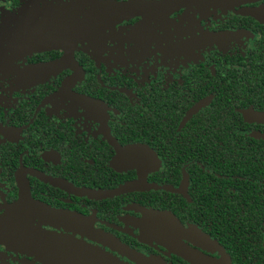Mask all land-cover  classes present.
<instances>
[{
    "label": "flooded vegetation",
    "instance_id": "flooded-vegetation-1",
    "mask_svg": "<svg viewBox=\"0 0 264 264\" xmlns=\"http://www.w3.org/2000/svg\"><path fill=\"white\" fill-rule=\"evenodd\" d=\"M43 1L0 0V24L43 12ZM103 1L134 0H87L54 31ZM262 8L189 4L79 40H25L22 64L0 80V217L32 245L0 240V264H78V247L122 264H193L146 232L149 212L241 250L225 247L222 223L236 204H264V121L244 117L264 114ZM40 208L69 218L46 220ZM263 226L253 234L264 251ZM180 241L219 257L195 236Z\"/></svg>",
    "mask_w": 264,
    "mask_h": 264
},
{
    "label": "water",
    "instance_id": "water-1",
    "mask_svg": "<svg viewBox=\"0 0 264 264\" xmlns=\"http://www.w3.org/2000/svg\"><path fill=\"white\" fill-rule=\"evenodd\" d=\"M257 0H134L128 2H115V1H103L94 6V9L89 14L77 20V22L62 27L58 30H53L51 33L46 34L36 40H40V45H50V43L60 44L63 40H79L85 37L97 36L107 29L111 23L122 21L134 16H143L145 20L153 19L154 17H162L163 14L171 12L179 7H183L189 4H201L210 5L217 8H232L247 2ZM264 9V8H262ZM260 9L259 11H261ZM38 43H32V46H36ZM244 117L246 120L255 119L258 121H264V114H257L251 112H245ZM132 185V184H131ZM130 185V186H131ZM134 185V184H133ZM40 214L46 220L52 221H67L69 217L65 214L57 211H52L48 208H40ZM144 217L143 226L148 234L156 233L160 236L164 243L175 248L177 253L184 256L193 264H231L230 258L225 251L214 242H212L207 236H200L192 229H183L178 221L170 213L162 212H149ZM10 221L7 215L0 217V240L12 243L15 245H32V236H26L22 234H12L16 228L9 226ZM21 229V228H19ZM186 234L195 236L196 240L203 245L209 251L216 252L218 258H210L202 253L196 252L183 244L180 239ZM39 236H36V239ZM44 245L55 246L57 240L54 238L45 237ZM38 246V244L36 243ZM264 248V242H263ZM76 254L78 264H122L117 262L108 256H98L92 254L93 251H88L78 247L77 251H71ZM145 262H151L145 260Z\"/></svg>",
    "mask_w": 264,
    "mask_h": 264
},
{
    "label": "rangeland",
    "instance_id": "rangeland-1",
    "mask_svg": "<svg viewBox=\"0 0 264 264\" xmlns=\"http://www.w3.org/2000/svg\"><path fill=\"white\" fill-rule=\"evenodd\" d=\"M87 0H46L43 12H24L19 10L8 22L0 24V80L11 75L21 64L26 52L25 40L53 31L54 28L82 15L87 10ZM26 16V17H25ZM36 18L34 22L29 20ZM7 21V20H6ZM111 33V32H110Z\"/></svg>",
    "mask_w": 264,
    "mask_h": 264
},
{
    "label": "trees",
    "instance_id": "trees-1",
    "mask_svg": "<svg viewBox=\"0 0 264 264\" xmlns=\"http://www.w3.org/2000/svg\"><path fill=\"white\" fill-rule=\"evenodd\" d=\"M234 207L236 208V214L232 216V220H224L222 223L224 230L229 232L223 238L225 247L229 246L230 248L234 244L235 248L241 249L230 253L232 256V260L230 259L231 264H264V251L253 234L257 225L264 223V217L263 219L259 218L257 214V211H264V204H236ZM171 215L174 216L172 212ZM215 216L214 204H205V221L212 231L215 229ZM229 225H231V228L228 227ZM252 240L256 243L254 244ZM221 248L224 250L223 247ZM227 255L231 258L229 254Z\"/></svg>",
    "mask_w": 264,
    "mask_h": 264
}]
</instances>
